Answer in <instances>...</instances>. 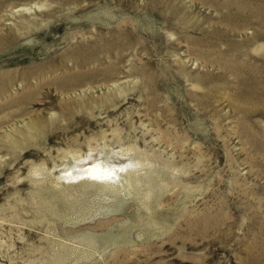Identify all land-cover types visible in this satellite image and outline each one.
Returning <instances> with one entry per match:
<instances>
[{
  "label": "rangeland",
  "instance_id": "obj_1",
  "mask_svg": "<svg viewBox=\"0 0 264 264\" xmlns=\"http://www.w3.org/2000/svg\"><path fill=\"white\" fill-rule=\"evenodd\" d=\"M0 264H264V0H0Z\"/></svg>",
  "mask_w": 264,
  "mask_h": 264
},
{
  "label": "bare ground",
  "instance_id": "obj_2",
  "mask_svg": "<svg viewBox=\"0 0 264 264\" xmlns=\"http://www.w3.org/2000/svg\"><path fill=\"white\" fill-rule=\"evenodd\" d=\"M20 8L23 10H28V8H22V7ZM85 159L86 158H79L78 156V158L76 159V162L82 163V162H85ZM130 163L131 164H129L128 166L125 164L126 167H122V166L119 167L114 164H110V162L105 163L103 161L102 162L97 161V162H94L92 165L88 164L89 166L86 168L78 167L76 169H72L70 172H68L67 174H64V176H61V177L64 178V177L72 176L76 178V176L85 175L88 181H92V182L100 181V183L101 182L104 183V186H107V185L111 187L121 186L123 183L128 184L132 176L136 178V176H138L139 173H142V172H139V169H143L142 171L144 173H148V170L145 169L148 166L147 163L142 162L139 159L135 160L134 162L130 161ZM123 169L125 172L123 171ZM122 171L124 173H122ZM113 178H117V179L114 180ZM70 179L72 178L70 177ZM108 180H113L115 182H111Z\"/></svg>",
  "mask_w": 264,
  "mask_h": 264
}]
</instances>
